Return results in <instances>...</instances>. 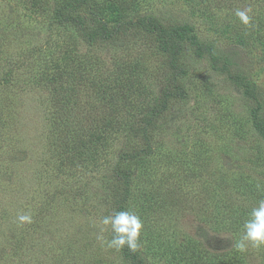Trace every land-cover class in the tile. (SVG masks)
Segmentation results:
<instances>
[{"label":"rangeland","instance_id":"1","mask_svg":"<svg viewBox=\"0 0 264 264\" xmlns=\"http://www.w3.org/2000/svg\"><path fill=\"white\" fill-rule=\"evenodd\" d=\"M56 1L0 0V264H127L97 238L108 241L111 231L94 226L111 215L108 175L126 138L112 129L107 147L100 141L95 153L98 132L87 119L100 108L120 124L138 119L160 95L159 78L170 74L163 54L143 46L138 34L127 43L129 53L87 46L53 22ZM91 2L111 25L138 16L188 24L201 43L233 61L234 73L259 97H247L208 58L186 48L181 83L188 100L170 108L174 130L163 149L170 159L157 156L160 168L170 165L169 183L178 182L185 199L179 204L167 189L158 191L159 211L143 224L144 254L151 264H185L176 249L190 257L186 249L195 245L230 264H264V249L237 252L239 236L208 218L220 204L209 187L221 178L227 186L218 183L217 199L247 198L251 208L264 199V140L251 117L259 105L264 118V0ZM249 8L252 23L245 27L234 13ZM248 184L254 187L247 194L240 185ZM18 213L30 214L32 223L18 225Z\"/></svg>","mask_w":264,"mask_h":264},{"label":"trees","instance_id":"2","mask_svg":"<svg viewBox=\"0 0 264 264\" xmlns=\"http://www.w3.org/2000/svg\"><path fill=\"white\" fill-rule=\"evenodd\" d=\"M84 11L87 12V15H83ZM100 13L101 10L96 8L91 0H59L54 3L52 19L56 25L74 30L83 43L91 48L111 46L115 49L124 48L129 53L132 47L128 48L127 43L138 34L139 37L141 36L143 46L156 49L163 54L165 66L163 70L170 74V76L164 75L159 78L162 86L160 95L153 100L146 109L147 111L139 115L138 119L126 125L117 123L115 116H110L111 114L106 108L98 109L95 117L87 119L88 127L98 132L99 143L98 146L95 145L96 148H93L95 153L100 148V141L101 147H107L106 141L112 129L125 135L126 141L118 151L117 159L108 175L111 184L109 187L111 215L119 210H131L140 216L144 224L149 217L153 219L154 214L156 215L159 211L157 203L154 201H158L156 197H158L160 189L163 191L167 189L172 200L179 197L177 193L179 183H169V179L173 176L168 171V166L169 169L171 168L170 165L160 168L162 159L158 160L157 156L163 153L170 159L171 153L163 151L166 139L171 136L174 130L170 125L172 122L169 118L170 108L173 102L185 103L188 100V92L181 83L187 74L183 66L186 48H190L198 58H208L212 69L227 75L247 97L256 102L259 97L254 84L234 73L233 61L229 57L222 59L214 47L201 43L194 34L193 28L188 24H168L158 18L138 16L133 19H123L116 22L115 25H111V22L103 18ZM260 111L259 105L254 107L251 117L255 132L260 139L264 140V118L261 117ZM66 158L69 159L70 156L67 155ZM154 178L157 179L156 182ZM138 179L140 184L139 181L136 183ZM166 181L169 188H165L162 184ZM215 183L209 187L208 195L216 201V205L220 204L214 211H211L208 216L209 221L240 236L241 226L247 218L251 206L245 202L247 198H239V203L217 199L215 193L217 185L227 186V182L221 178ZM248 185L250 186L242 187L240 185L242 191L249 189L247 194L252 193L254 187L252 184ZM175 186L177 187L175 188ZM160 194L159 199L164 204ZM135 199L141 201L140 205L137 203L138 200L134 205ZM184 199L177 202L182 204ZM249 202L251 201L249 200ZM191 247L186 249V251H192L190 257H187L188 254L183 256V253L176 249L185 264H230L229 260H224L222 256L211 254L209 251H204L201 254L202 250L195 245L193 248ZM116 251L121 253L127 264H151L144 254L141 243L135 252L130 251L126 246Z\"/></svg>","mask_w":264,"mask_h":264},{"label":"clouds","instance_id":"3","mask_svg":"<svg viewBox=\"0 0 264 264\" xmlns=\"http://www.w3.org/2000/svg\"><path fill=\"white\" fill-rule=\"evenodd\" d=\"M250 12V8L237 9L234 15L242 25L249 27L252 23ZM16 220L18 225L32 223L31 215L25 213H18ZM94 226L101 234L111 231L112 238L108 241L104 240L103 235L97 237L108 248L121 250L126 246L130 251L135 252L140 247L143 221L134 211L119 210L112 215L102 216ZM234 248L240 253L247 252L249 248L264 249V199L259 200L247 213V218L241 226V235L236 240Z\"/></svg>","mask_w":264,"mask_h":264}]
</instances>
